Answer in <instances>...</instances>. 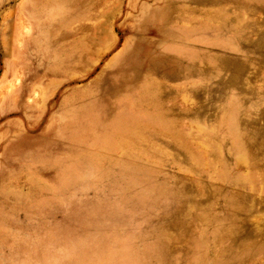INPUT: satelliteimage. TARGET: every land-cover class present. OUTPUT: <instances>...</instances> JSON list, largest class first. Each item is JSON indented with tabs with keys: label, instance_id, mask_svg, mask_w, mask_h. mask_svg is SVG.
Here are the masks:
<instances>
[{
	"label": "rangeland",
	"instance_id": "1",
	"mask_svg": "<svg viewBox=\"0 0 264 264\" xmlns=\"http://www.w3.org/2000/svg\"><path fill=\"white\" fill-rule=\"evenodd\" d=\"M0 264H264V0H0Z\"/></svg>",
	"mask_w": 264,
	"mask_h": 264
},
{
	"label": "bare ground",
	"instance_id": "2",
	"mask_svg": "<svg viewBox=\"0 0 264 264\" xmlns=\"http://www.w3.org/2000/svg\"><path fill=\"white\" fill-rule=\"evenodd\" d=\"M100 211V210H99ZM99 211H96V212H98L99 213ZM90 228H95V226L93 225V224H91L90 222H88L87 221V219L86 218H80V219H76L75 221H74V223H73V228H71V230L70 231H80L81 232V234L84 236L85 234H86V232L90 229ZM102 235V237L101 236H99L98 234H97V236H96V241H98L99 243H97L98 244V246H100V244L102 243V239L104 238L103 237V234H101ZM69 236H70V234H69ZM77 239H81L80 237H77ZM101 247V246H100ZM99 252H101V248H99ZM84 253L85 254H88V253H90V251H84Z\"/></svg>",
	"mask_w": 264,
	"mask_h": 264
}]
</instances>
